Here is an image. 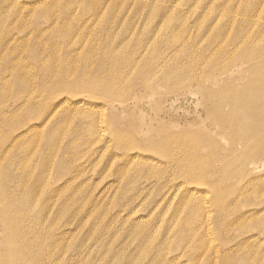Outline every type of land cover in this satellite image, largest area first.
I'll list each match as a JSON object with an SVG mask.
<instances>
[{"label":"rangeland","instance_id":"1","mask_svg":"<svg viewBox=\"0 0 264 264\" xmlns=\"http://www.w3.org/2000/svg\"><path fill=\"white\" fill-rule=\"evenodd\" d=\"M263 1L0 0V183L26 242L40 237L52 264H264V108L215 111L264 91L245 64L208 70L258 37ZM156 53L182 55L168 83L151 75ZM190 55L196 79L179 85ZM116 79L112 103L87 91Z\"/></svg>","mask_w":264,"mask_h":264},{"label":"bare ground","instance_id":"2","mask_svg":"<svg viewBox=\"0 0 264 264\" xmlns=\"http://www.w3.org/2000/svg\"><path fill=\"white\" fill-rule=\"evenodd\" d=\"M264 2V1H263ZM261 7V6H260ZM261 9V8H260ZM259 31V30H258ZM258 37H256L253 40H251V35L250 33L243 32L238 39L240 38L239 41H236V44H242L240 46L239 49H241L238 52V56H234L233 58H231L230 61H227L223 66L219 65L221 68H214V67H209V71L213 73V77H218L219 75L222 74H227L229 73L231 70H233L234 65H237L238 63H242L246 65V74H247V80H249L248 82H250L249 84H253L255 86V84H257L259 86V88L262 87V91H264V29H262L261 31L257 32ZM243 39H246V41H242ZM250 39V40H249ZM209 41V40H208ZM234 41V42H235ZM207 44V42H206ZM171 46V45H170ZM208 46V45H207ZM205 47V45H204ZM171 48V47H170ZM202 48V46H201ZM177 49V48H176ZM197 49V46H196ZM193 51V50H192ZM196 51V50H195ZM144 52V51H143ZM180 52V51H179ZM142 53V52H141ZM163 53V52H162ZM167 53V51H166ZM183 53V52H182ZM190 53V52H189ZM192 53V52H191ZM195 52H193V55ZM168 54V53H167ZM154 55V54H153ZM157 55V53L155 54V56ZM188 55V54H187ZM153 57L151 59H154L152 61H154V63H156L151 71V75L152 76H156L158 77V74H162L163 73V77L164 79L166 78L167 83L169 82L170 79H172L173 76V72L175 71V73H177L178 71V66L180 65L179 61L182 59V55L181 56H177V59H173L174 62L172 61H168L169 59L167 57H161V55H157L156 57ZM184 56V55H183ZM191 56V55H190ZM229 57V56H228ZM237 57L239 58V62L237 60ZM173 58V56L171 57ZM186 58V57H183ZM262 58V59H261ZM261 59V60H260ZM184 60V59H183ZM185 61V60H184ZM258 62V63H257ZM177 63H179V65H177ZM197 64V60L196 57L191 56L190 61H189V69H187L186 74L182 76L183 77H179V84L180 83H185L188 86L192 85L193 80L196 79L193 70L190 68L192 66H195ZM182 65V64H181ZM183 67V66H182ZM173 68V72H170V70ZM249 68V69H248ZM180 69V68H179ZM181 70V69H180ZM179 70V72H181ZM185 70V69H184ZM182 70V71H184ZM178 72V73H179ZM153 73V74H152ZM126 74V73H125ZM125 74L123 76V78L125 77ZM150 75V74H149ZM117 76V75H116ZM130 77V76H129ZM175 76H173L174 78ZM122 78V77H121ZM162 78V77H161ZM115 79V78H114ZM120 79V77L118 78V80ZM155 79V78H154ZM122 80V79H121ZM120 80V83L116 80L105 83L104 85H89L87 86V91H89L90 93H95L98 95H101L103 97H105L106 99L110 100L109 102H114L118 95L116 94V91L119 89V84H124L126 83L125 80H123L124 83H122ZM130 80V79H129ZM128 79L126 81H129ZM153 80V78H152ZM144 81V80H143ZM150 81V83L148 82ZM221 81V79L218 80V83ZM147 82V83H146ZM146 82H144V89L148 90V91H155V88L153 86V84L151 83L152 81L146 78ZM204 82H211L210 81V77L206 76ZM238 82V81H236ZM222 83V82H221ZM235 83V82H234ZM127 85V84H125ZM143 85V84H142ZM184 85V84H182ZM236 85V84H235ZM238 85V84H237ZM253 85L250 86V88H253ZM124 86V85H123ZM176 86V85H175ZM174 86V87H175ZM178 87V86H176ZM180 87V86H179ZM178 87V88H179ZM177 88V89H178ZM225 91L224 92H229L232 91L234 89V85L233 83H230L229 85H226L225 87ZM58 89L64 90V91H69L71 92L72 90H70L71 88L68 87L65 83H60L58 85ZM249 89V88H248ZM244 90L243 94H238V95H234V97L231 98V100L227 99L225 100H221V104L216 105L215 107V111L218 113V117L223 121L225 120V117H228L226 115H230V116H234L236 113L238 114V111L235 104L232 105L231 102H240V104L242 105L243 109H246L248 111H254V108H260L263 109L264 108V98L262 97V95H257V96H253L252 93L248 90ZM260 90V91H261ZM172 91V90H171ZM210 92V93H208ZM206 91V95H209L211 97V94L213 92L211 91ZM73 93V92H72ZM220 93V92H219ZM219 98H221V93L220 95H217ZM223 96V93H222ZM208 97V96H207ZM209 98V97H208ZM1 101V100H0ZM228 103H230L231 105H228ZM228 107V109H230L229 113H225L224 112V108L223 106ZM226 114V115H225ZM236 114V115H237ZM264 117V114L261 116ZM241 118V117H240ZM240 120V119H239ZM247 119L245 118L244 121H246ZM260 121V120H259ZM262 121V120H261ZM264 121V120H263ZM257 122V121H256ZM258 123V122H257ZM261 123V122H260ZM259 124V123H258ZM7 124L5 123L6 126ZM2 126V127H3ZM258 126V125H256ZM1 127V128H2ZM7 127V126H6ZM5 127V128H6ZM259 127V126H258ZM229 128V127H228ZM264 128V127H263ZM9 130H11L10 126L8 127ZM231 129V127H230ZM5 130V129H3ZM252 136H254L252 134ZM251 136V137H252ZM256 138V137H255ZM3 141L4 137H3ZM8 141V140H7ZM15 143V142H14ZM13 143V144H14ZM4 144V143H3ZM166 143H157L155 145V148H157V151H161L160 154H164V156L167 159H171V150L169 147H167L165 145ZM247 144V143H246ZM3 147V146H2ZM13 147V146H12ZM4 149V148H1ZM10 149V148H9ZM187 149V148H186ZM185 149V150H186ZM184 150V151H185ZM8 152V151H7ZM253 152V151H252ZM239 154V153H238ZM23 155V154H22ZM233 155V154H231ZM236 156V155H234ZM1 157V155H0ZM12 157V156H11ZM164 158V157H163ZM165 158V159H166ZM20 159V158H18ZM11 160V159H10ZM225 160V159H224ZM3 161V160H1ZM12 161V160H11ZM15 162V161H14ZM17 162V161H16ZM4 163V162H3ZM9 162H7L6 164H8ZM231 163V160H230ZM254 163V162H252ZM251 163V165H252ZM2 164V163H1ZM13 164V163H12ZM256 164V163H255ZM9 165V164H8ZM249 165V164H248ZM2 165H0L1 167ZM6 166V165H5ZM3 167V166H2ZM8 167V166H7ZM6 167V168H7ZM10 167V166H9ZM253 168V167H252ZM3 169V168H2ZM5 169V168H4ZM10 169V168H8ZM13 169V168H12ZM11 170V169H10ZM4 171V170H3ZM6 171V170H5ZM249 171V170H248ZM247 171V172H248ZM8 172V171H7ZM229 172V170H228ZM2 173V172H1ZM9 174V173H8ZM11 174V171H10ZM226 174V173H225ZM250 174V173H249ZM5 179V176H3ZM16 178V176H14ZM7 178V177H6ZM2 181H4L2 178L0 179ZM1 181V182H2ZM7 181V180H6ZM248 182V181H247ZM4 182L0 183V208H1V212L3 213V218H4V231H3V237L0 239V249L4 250V254L1 257L0 255V264H26V260L29 257V264H52L54 262L53 260V252H49L47 251L48 248H50V246L48 245H44L45 242H42L40 240V237H34L32 240L27 241L26 242V227L24 226V223L26 221V214L24 213H19V209L16 206V193L12 191V189L14 190V188H12L10 190V188L8 189V187H6L5 184H3ZM6 183V182H5ZM7 184V183H6ZM10 185V184H9ZM8 185V186H9ZM10 186H14V184H11ZM17 187V186H16ZM19 187V186H18ZM18 193V192H17ZM19 194V193H18ZM26 194V193H25ZM26 197V196H25ZM23 198V197H22ZM26 199V198H24ZM228 199V198H227ZM22 200V199H21ZM20 201V199H19ZM22 202V201H21ZM218 202V201H217ZM25 204V203H23ZM220 204V203H219ZM221 205V204H220ZM219 207V206H218ZM20 208V207H19ZM221 209V207H219ZM222 210V209H221ZM220 210V211H221ZM16 211V212H15ZM26 211V210H25ZM22 212V211H21ZM2 220V219H1ZM21 223H23V227L21 228ZM2 224V222H1ZM0 224V225H1ZM3 226V225H2ZM1 227V226H0ZM51 229V230H50ZM53 227H49L47 231L49 232H53ZM24 232L25 236L24 238H22L21 240L19 239V234ZM46 233L41 232V234ZM38 236H40V233H38ZM47 239V238H46ZM45 240V239H43ZM61 240L60 242H62V238L58 239ZM49 241V240H48ZM48 244V243H47ZM55 251H57V246L56 248H54ZM60 249V248H59ZM58 249V250H59ZM26 259V260H25ZM25 262V263H24Z\"/></svg>","mask_w":264,"mask_h":264}]
</instances>
